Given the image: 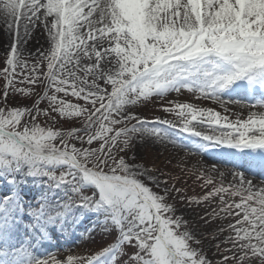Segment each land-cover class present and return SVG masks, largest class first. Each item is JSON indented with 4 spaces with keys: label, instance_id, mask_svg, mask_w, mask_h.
<instances>
[{
    "label": "snow or ice",
    "instance_id": "1",
    "mask_svg": "<svg viewBox=\"0 0 264 264\" xmlns=\"http://www.w3.org/2000/svg\"><path fill=\"white\" fill-rule=\"evenodd\" d=\"M0 34V160L68 165L94 184L79 202L110 209L131 246L120 264H264V157L257 173L230 163L264 153V99L219 95L264 85V0H0ZM147 141L172 149L163 167L128 156ZM177 205L216 228L201 234Z\"/></svg>",
    "mask_w": 264,
    "mask_h": 264
},
{
    "label": "rangeland",
    "instance_id": "2",
    "mask_svg": "<svg viewBox=\"0 0 264 264\" xmlns=\"http://www.w3.org/2000/svg\"><path fill=\"white\" fill-rule=\"evenodd\" d=\"M87 11V9H85ZM4 33H7V28H4ZM4 37L0 34V52L3 51V48L6 46L4 44ZM42 39V38H41ZM29 48H36V42H32L28 45ZM31 63V61H29ZM3 67L2 56H0V68ZM246 81V79H244ZM4 81L0 80V85H3ZM23 87V84L19 85ZM244 93L250 94L251 91L249 88L245 89V86L229 89L224 92L227 95H231L232 93ZM21 96L23 94H20ZM175 95V94H173ZM235 95V94H233ZM187 97H190L189 94L186 93ZM224 97V96H223ZM183 98V97H182ZM191 98V97H190ZM234 98V97H233ZM230 97V99L233 100ZM194 99V98H192ZM192 99H186L185 102H191ZM71 102H77L76 98H70ZM83 103V101H79ZM44 102H42L43 105ZM159 103V102H158ZM208 100L202 102L201 106H210L208 105ZM138 108H143V105H137ZM155 110L158 114H162L157 106L152 104L148 105L149 114ZM154 147L147 146L142 148L140 151L136 152L135 149H132L131 152L128 153V156L136 154V157L141 160L143 163L147 161V154L153 152ZM45 173H48L47 175ZM20 175H27L28 179H22ZM20 176V177H19ZM64 176L65 180L61 181L59 177ZM32 178V179H29ZM36 179V180H35ZM21 180V183H20ZM34 180L35 182H31ZM192 183H190L191 185ZM17 188L19 190V197L15 202V205H12V210L17 212L18 210L23 213V218L25 217V210L32 207L33 208V217L38 216L40 213L47 212L46 224L43 228L40 227L37 230L40 232L39 235L46 236L50 231H57L58 234H69L70 235H82L79 230H75L73 228L76 223L73 221V216L78 221L82 216H86L90 213L95 214V222L96 227L90 236L85 237V240L79 241L78 247L72 248L69 250V247H66V241L62 237L55 236L53 239H49L47 242L51 247L49 250L50 256H57V259L64 258L66 260L67 256L72 255L74 257L79 256H88L94 254V252L103 249L105 247L108 248V251L101 256L99 259L94 261V264H120L121 259L127 255V251L125 249L130 250V245L122 238V232L119 227H117L114 219L112 218L113 214L111 213L108 206H104L98 210H91L88 207L83 206L79 201L83 198V196L89 192L98 193V189L96 186L86 180L83 179V176H77L75 171L68 165H49L43 162L38 164H29L26 161H19L16 159L5 158L0 160V192L4 190H9L11 188ZM61 191L63 193L54 195V192ZM194 191L199 192V186L194 187ZM54 198V200H53ZM59 202L58 205H53L52 203ZM4 202L2 201V197L0 200V213L4 210ZM45 206L46 209L44 210ZM50 206H52V210H50ZM182 207L181 205H177V207ZM72 208L76 210V212L80 211L81 215H75L72 213ZM180 209V208H179ZM69 214L71 216H69ZM198 217V216H195ZM54 220V222H52ZM33 218L31 215H26L25 219L21 221L20 227H22L25 231L27 228L35 229L37 226L33 223ZM65 226V227H64ZM64 227V228H63ZM70 227V229H69ZM63 228V229H62ZM85 234V233H84ZM38 235V234H37ZM39 238L37 240L33 239L31 242L28 240L31 250L38 249L42 250V239ZM9 241H4L3 245L8 246ZM13 244V243H12ZM76 250L79 253H75ZM47 256L44 257V259ZM124 264H127V261H124Z\"/></svg>",
    "mask_w": 264,
    "mask_h": 264
},
{
    "label": "bare ground",
    "instance_id": "3",
    "mask_svg": "<svg viewBox=\"0 0 264 264\" xmlns=\"http://www.w3.org/2000/svg\"><path fill=\"white\" fill-rule=\"evenodd\" d=\"M240 85H244V79H240L235 81L233 84H231L228 88H225L223 90H221L219 92V95L224 96L225 99L228 100H232L230 99L231 96H228L226 93V91H228L229 89H235L238 86L240 87ZM259 87H262V89L264 90V87L261 85H258ZM250 87L251 90L253 91L252 94H254L256 97H250L249 100H256L257 97H262L263 96V92L258 91V89H255V85H251ZM191 97V94H189ZM242 97V94H238L237 98L235 99H240ZM264 97V96H263ZM197 99V97H191L190 99ZM233 98V97H232ZM245 98V97H244ZM202 99V98H201ZM260 99H264V98H260ZM204 102V101H202ZM208 105H212L214 106L213 108L215 110H219L222 112L221 109H219V107L217 105H214L212 103V101L208 100ZM255 110V109H253ZM222 114H224L222 112ZM241 116L243 118H246V113H241ZM234 118V117H233ZM147 146H152L154 147L153 152L152 153H148L146 158L147 161L145 162V164H149L151 165L153 162H156L158 166L163 167L165 164H167L168 160L167 158L169 157V155L172 153V149H169L168 152H165L164 148L162 146H160L159 144L153 143L151 141H147V142H137L136 145H134L133 149L136 150V152H138V150L140 151L142 148H145ZM262 155L263 153H239L236 154L235 156L230 158V163L236 167H239L242 171H248L249 173H257L260 170L256 167V165L253 166L251 160L252 159H256L259 158V155ZM136 156V154H135ZM179 159H184V153H181ZM216 157L214 155H210V154H206L205 157H200V156H195L193 157L192 161H191V166L192 167H196L197 166V162L204 164V167H207L208 165L204 163L205 160H215ZM178 161L177 160H173L172 164L170 165L171 168H176L178 167ZM230 167V166H229ZM222 171H225V169H221ZM22 177V179H28L27 175H20ZM19 176V177H20ZM231 177H228V179H230ZM32 179V178H29ZM216 179L219 180L220 177L217 175ZM36 180V179H35ZM31 182H35L34 180H31ZM21 183V180H20ZM188 183H192L191 180L188 181ZM200 190V188H199ZM201 191V190H200ZM197 192V193H200ZM19 190H17V188H11L9 190H4L0 192V200L2 197V201L5 203L4 204V210L0 213V256L2 258H4L3 260H1L2 264H38L39 261L41 260H45L49 257V253L51 250H49L51 247L49 246V243L47 242L49 239H53L55 236H60L62 238L65 239L66 247H69L68 249L70 250L72 248V250L74 248L78 247V243L79 241L85 240L84 238L87 236H90V234L93 232V230L96 227V222H95V214L94 213H90L86 216H82L78 221L76 220V218L73 216V221L72 223L75 221L76 223L74 224L73 228L75 230H79L80 233H82V235L79 236H74L73 234L69 236V234H58L57 231H50L48 238L46 236H42L39 235L38 232H40L39 230H37L40 227H44L46 224H48L49 222H46V217H47V212H43L40 213L38 216L33 217V208L30 207L28 209L25 210V217L26 215H31V217L33 218V221H31V223L35 224L37 227L35 229L33 228H27V230L25 231L22 227H20L21 221L23 219H25V217L23 218V213H21L19 210L17 212H15L14 210H12V205H15V202L20 199L19 197ZM63 193L61 191H56L54 192V195H56V197H58L57 195ZM238 199V198H237ZM54 200V198H53ZM53 205H58L59 202L56 201V203H52ZM45 206L44 210L46 209ZM194 208H196V206H193ZM52 206H50V210H52ZM180 208V209H179ZM179 211L178 214H180L181 212H183L184 216L186 219L192 220L194 224L197 225V230L205 235L208 236L209 235V230L210 228H216L215 224H210L209 226H205L203 224L202 221H199V217H195L197 216L196 213L200 212L202 214V209L200 208H196V211H190L188 209L182 208V207H178ZM72 213H75V215H81V212L78 211L76 212L75 209L72 208ZM69 216H71L69 214ZM52 222H54V220H52ZM18 223V224H17ZM65 227V226H64ZM63 227V228H64ZM62 228V229H63ZM70 229V227H69ZM85 233V234H84ZM38 234V235H37ZM41 238L43 243H42V250H38V249H32L31 250V246L28 243V240H30L31 242L33 241V239L37 240ZM3 241H10L12 244V246L8 247V248H2V243ZM204 246L206 249H209L211 247L210 243L208 240L204 241ZM1 250L4 252L2 253ZM79 253L78 250H76L75 253ZM214 253H212L211 251L208 252V255H213ZM47 256V258L44 259V257ZM57 258V256H54ZM217 264H219V261H217Z\"/></svg>",
    "mask_w": 264,
    "mask_h": 264
}]
</instances>
